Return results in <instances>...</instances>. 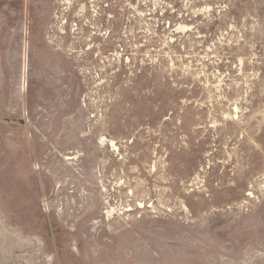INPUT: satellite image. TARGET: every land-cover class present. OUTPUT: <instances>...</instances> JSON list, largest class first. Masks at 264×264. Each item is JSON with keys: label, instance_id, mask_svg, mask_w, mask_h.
<instances>
[{"label": "rangeland", "instance_id": "1", "mask_svg": "<svg viewBox=\"0 0 264 264\" xmlns=\"http://www.w3.org/2000/svg\"><path fill=\"white\" fill-rule=\"evenodd\" d=\"M0 264H264V0H0Z\"/></svg>", "mask_w": 264, "mask_h": 264}, {"label": "bare ground", "instance_id": "2", "mask_svg": "<svg viewBox=\"0 0 264 264\" xmlns=\"http://www.w3.org/2000/svg\"><path fill=\"white\" fill-rule=\"evenodd\" d=\"M104 139H105V138H104ZM110 142H111L112 145L115 146V143H116V142H115L114 140H111Z\"/></svg>", "mask_w": 264, "mask_h": 264}]
</instances>
